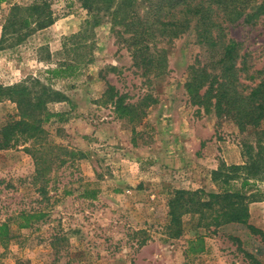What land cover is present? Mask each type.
Listing matches in <instances>:
<instances>
[{
	"label": "rangeland",
	"instance_id": "374dc122",
	"mask_svg": "<svg viewBox=\"0 0 264 264\" xmlns=\"http://www.w3.org/2000/svg\"><path fill=\"white\" fill-rule=\"evenodd\" d=\"M34 1L48 3L53 24L0 47V129L19 118L1 89L60 99L46 105L54 117L42 123L41 142L0 150V224L9 229L0 264H250L246 254L264 264V237L245 225L202 228L195 213L183 210L179 226L170 222L175 193L200 192L205 201L218 192L212 172L242 165L253 139L190 104L187 67L196 56L207 59L193 30L156 40L152 49L164 69L142 76L115 42L109 14L88 13L80 0H5L0 35L10 6ZM226 33L241 44L242 76L255 78L243 82L253 85L256 71H264V15ZM66 66L73 69L65 78L48 74ZM107 86L134 109L116 112L102 98ZM257 189L264 195V182ZM92 191L95 199L82 198ZM248 208V224L264 233V199ZM22 214L43 217L20 228ZM199 237L204 251L189 255L188 242Z\"/></svg>",
	"mask_w": 264,
	"mask_h": 264
},
{
	"label": "trees",
	"instance_id": "16d2710c",
	"mask_svg": "<svg viewBox=\"0 0 264 264\" xmlns=\"http://www.w3.org/2000/svg\"><path fill=\"white\" fill-rule=\"evenodd\" d=\"M88 13H108L115 42L128 51L133 67L142 76L159 75L164 69V58L152 49L156 40H172L192 29L196 44L207 54L202 62L196 56L187 67L184 89L190 104L213 111L219 119H228L240 134L253 138L245 146L242 165L222 166L213 171L212 182L218 192L200 199V192L175 193L169 204L170 222L179 226L181 212L195 213L197 225L202 228H219L227 224L245 225L251 234L264 237V233L248 224L249 205L264 199L257 189L264 182V71H256L258 81L246 85L243 80L254 81L247 72L241 44L227 37L226 31L242 22L252 24L264 15V0H80ZM5 0H0V3ZM53 24L47 2L34 1L25 7L11 5L4 19L0 47L15 45L30 31L41 30ZM72 66L48 70L52 78H65ZM38 83L37 81H34ZM2 94L15 103L19 118L12 119L0 129V150L23 143L42 141V123L53 114L47 112L49 102L59 96L49 91L32 93L13 86L1 89ZM102 98L119 113H130L132 105L123 103L124 97L112 86H107ZM29 152V150H26ZM246 188H254L250 193ZM198 196V197H197ZM96 192H86L83 199H95ZM188 198H190L188 200ZM38 214H22L20 228H27L33 221L42 219ZM180 231L177 232L179 236ZM8 226L0 224V242L5 243ZM203 238L188 242L187 253L197 255L204 251ZM250 264H261L246 254Z\"/></svg>",
	"mask_w": 264,
	"mask_h": 264
}]
</instances>
